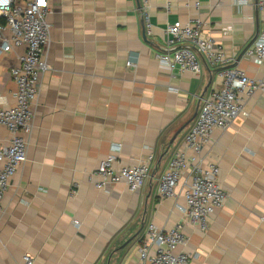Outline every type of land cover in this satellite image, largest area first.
Returning <instances> with one entry per match:
<instances>
[{"label":"crops","instance_id":"obj_1","mask_svg":"<svg viewBox=\"0 0 264 264\" xmlns=\"http://www.w3.org/2000/svg\"><path fill=\"white\" fill-rule=\"evenodd\" d=\"M253 0H52L42 90L34 107L27 160L7 189L0 219V264H147L141 239L148 223L170 230L192 173L174 196L161 198L159 178L194 125L203 98L222 82L215 68L172 70L159 55L169 24L201 20L203 31L250 77L264 81V63L245 56L264 30V7ZM24 48L0 56V97L16 102L11 69ZM246 116L215 129L201 152L220 167L228 193L203 231L186 223L190 264H264V89L245 95ZM190 121V122H189ZM189 124L170 141L177 130ZM0 125V146L11 141ZM136 165L153 155L136 192L125 183L95 186L92 173L108 155ZM2 163L0 162V169Z\"/></svg>","mask_w":264,"mask_h":264},{"label":"built area","instance_id":"obj_2","mask_svg":"<svg viewBox=\"0 0 264 264\" xmlns=\"http://www.w3.org/2000/svg\"><path fill=\"white\" fill-rule=\"evenodd\" d=\"M241 4L253 0H236ZM52 0H0V56L14 48L23 47L19 63L11 69L16 84L14 105H5L0 97V125L11 133L8 145L0 146V219L4 212L3 199L11 179L27 160L28 136L33 130L34 107L42 90V76L50 68L47 47L51 24L48 21ZM260 8L264 2L259 3ZM144 16L150 21L149 0H144ZM201 20L187 24H169L166 29L167 46L159 55L160 61L170 69L199 73L201 62L216 69L222 82L203 98V105L194 125L185 135L181 146L171 157L166 170L159 178L161 198L174 196L183 174L192 173L184 191L185 204L180 206L184 219L170 230L148 223L141 239L140 255L147 264H190L192 254L183 250L188 238L184 225L190 223L205 231L209 217L224 206L228 193L221 186L220 167L201 157L202 149L210 142L212 132L227 128L240 115L246 116L245 95L264 89V81L250 77L225 55L223 48L203 31ZM245 56L264 63V30L259 32ZM153 155L139 164L128 166L117 163L114 154L104 158L92 177L96 188L125 183L132 192L139 191L147 182ZM24 264H34L26 254Z\"/></svg>","mask_w":264,"mask_h":264},{"label":"water","instance_id":"obj_3","mask_svg":"<svg viewBox=\"0 0 264 264\" xmlns=\"http://www.w3.org/2000/svg\"><path fill=\"white\" fill-rule=\"evenodd\" d=\"M189 122L185 123L181 128H179L177 130L176 134L172 137V139L170 141V144H172L174 142V140L176 139L177 135L189 124Z\"/></svg>","mask_w":264,"mask_h":264}]
</instances>
